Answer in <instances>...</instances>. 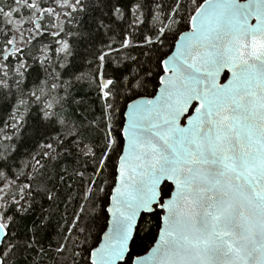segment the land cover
<instances>
[{
	"label": "snow or ice",
	"instance_id": "6c2138e0",
	"mask_svg": "<svg viewBox=\"0 0 264 264\" xmlns=\"http://www.w3.org/2000/svg\"><path fill=\"white\" fill-rule=\"evenodd\" d=\"M0 264H264V0H0Z\"/></svg>",
	"mask_w": 264,
	"mask_h": 264
}]
</instances>
